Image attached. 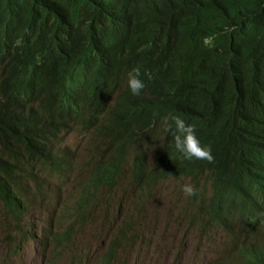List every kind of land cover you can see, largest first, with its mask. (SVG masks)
Segmentation results:
<instances>
[{"label": "trees", "instance_id": "1", "mask_svg": "<svg viewBox=\"0 0 264 264\" xmlns=\"http://www.w3.org/2000/svg\"><path fill=\"white\" fill-rule=\"evenodd\" d=\"M134 68L145 82L138 96L126 82ZM168 113L195 126L213 163L180 157L163 131ZM71 135L87 142L92 168L78 164ZM71 175L82 183L76 205L65 203L73 222L55 233L56 254L67 258L63 244L87 224L100 231L119 217L91 263L115 264L122 248L139 244L133 204L136 215L156 218L141 211L144 190L188 178L197 191L181 195L180 217L198 234L197 249L215 242L213 260L192 263L264 264V0H0L6 216L21 225L53 197L48 183ZM122 184L138 201L109 197ZM32 238L22 227L17 249Z\"/></svg>", "mask_w": 264, "mask_h": 264}, {"label": "rangeland", "instance_id": "2", "mask_svg": "<svg viewBox=\"0 0 264 264\" xmlns=\"http://www.w3.org/2000/svg\"><path fill=\"white\" fill-rule=\"evenodd\" d=\"M66 145L73 148V152L77 155V162L80 165L86 163L91 168L96 164V158H89L88 144L82 140L78 135H71L66 139ZM190 183L188 178H181L179 180H170L166 183L160 184L152 190H144L142 193V209L141 211L152 212L156 218L152 219L149 214L136 215V205L133 204L131 210V217L136 225L138 232L137 242L130 248H122L117 255L115 264H171L173 261H181L186 263L193 259L194 241H197V236L187 226V223L180 217L181 207L186 200L180 202V197L183 194L181 191L184 183ZM51 183V182H50ZM82 179L80 175H75L71 178L69 183V193H63V202L68 206H75L77 199L74 198L80 191ZM49 184V183H48ZM51 186V184H50ZM126 189L122 184L117 187L109 196L110 198L123 203L136 202V192L125 194L123 191ZM71 193V194H70ZM71 195L73 197H71ZM189 201V200H188ZM58 211L57 200L47 204L38 214H30L26 220L21 224L14 223L6 216L3 205L0 203V264H45L48 259L55 257L56 253L53 252L44 254L43 251L37 253L35 251L41 250L43 246L48 245L46 238V230L44 224L48 222L51 215ZM158 212L160 216L156 214ZM121 218L114 219L111 223H106L101 226L100 232L104 235L101 241L94 247L89 256V259L94 258V253L104 252V247L107 245L109 237L114 232L116 225L120 222ZM88 231L94 234L96 225H92ZM27 231L31 236L38 235L37 241H31L27 244L28 249L22 251V254L15 257H8L11 250L17 246L16 241L20 239L21 228ZM44 229V230H43ZM66 227H58V232H64ZM56 231V232H57ZM12 237V240H9ZM92 235L84 237L80 244L77 246L79 252L85 251L88 242ZM184 239V243L179 247V242ZM208 238V237H207ZM209 239V238H208ZM209 240L203 241L208 243ZM38 242V243H37ZM202 244V243H201ZM215 244V243H214ZM208 253L213 254V245ZM198 245V244H197ZM201 245L202 251H206L204 246ZM44 249V248H43ZM207 254V251L205 252ZM67 259L71 260V257ZM47 257V258H45ZM181 257V259H179ZM204 260L206 258H203ZM210 260V259H209ZM207 261V260H206ZM65 264L64 262H59ZM89 263V262H88Z\"/></svg>", "mask_w": 264, "mask_h": 264}, {"label": "clouds", "instance_id": "3", "mask_svg": "<svg viewBox=\"0 0 264 264\" xmlns=\"http://www.w3.org/2000/svg\"><path fill=\"white\" fill-rule=\"evenodd\" d=\"M231 30L232 29H229V31ZM144 76L147 77V79L149 80L152 78L151 74L147 71L144 72ZM126 82H127L128 89L130 90L131 94L134 96L140 95L143 89L145 88V82L143 79H141V73H140L139 68H134L127 74ZM161 123H162L163 131L165 133H169L172 135L175 150L177 151V153L180 155V157L183 160H186V161L203 160V161H207L208 163L214 162V157L211 154V147L208 145L201 144L197 136L196 128L194 125L186 123L185 120L179 114H173V113H168L165 116H163ZM147 146L149 147V145ZM72 177H73L72 175L70 178L58 176V178L51 180L52 182L50 183L51 186L50 184H48V186L53 191V197L50 200L45 201L44 204L40 205L38 207V211L32 212V214H38L42 210V208L45 207L47 204L52 203L55 200H57L58 211L55 214L50 216L48 222L44 224V229L48 228L51 230L55 224H59V227L62 226V227H66L67 229L68 225L73 222L72 217H68L65 220L64 218L65 203L63 202L62 198H59L60 196H62L63 193L70 192L69 183ZM168 181L170 180L162 181L160 184L166 183ZM188 181L190 182V179H188ZM54 184L60 186L61 191L55 189ZM201 189L205 193L207 191V186L202 185ZM181 191L186 197H190V196L195 195L197 190L192 184L187 183L182 186ZM89 225L90 224H87L80 233H77L76 235L71 236L70 239L66 241V243L63 244L64 246H67L69 250L67 258L64 252H61L59 254H56L55 257L52 259H48L47 257H45L47 258V261L45 262V264H61L59 262H64L65 264H69L71 263L72 260L80 257L82 254L85 255L86 257L94 247H97V244L101 241V238L104 235L100 231H94V234L90 233L88 231V228L90 227ZM66 229L64 232H66ZM57 233H63V232L57 231ZM91 235L92 237L90 241L88 242L84 253L79 252L77 249V246L80 244V242L82 241L84 237H89ZM194 236H198V234L194 232ZM194 242H195L194 252L192 254L193 259L196 256H200L203 259L204 252L202 251L201 246H200V249H197L198 243L197 241H194ZM28 243L29 242H26L24 244V246L22 247V250L17 249L18 243H17V246H15V248L17 249V251L22 252L24 251L25 247H27ZM57 246H60V245L57 243H54L53 248L51 250V252H53V256H54V249ZM74 252H75V255L71 257V260H67ZM101 253H102L101 249L99 250V252H95L94 258L92 260L89 259L87 261L86 259V264H91L101 255ZM208 258H210V256H207L206 260ZM193 259L191 260L190 264H193L192 263ZM177 263L179 264V261H177ZM181 264L183 263L181 262Z\"/></svg>", "mask_w": 264, "mask_h": 264}, {"label": "bare ground", "instance_id": "4", "mask_svg": "<svg viewBox=\"0 0 264 264\" xmlns=\"http://www.w3.org/2000/svg\"><path fill=\"white\" fill-rule=\"evenodd\" d=\"M199 182H200V184L201 185H206L207 186V191L205 192V194H204V196H207V194H208V190H210V185H209V179H208V177H202V178H200V180H199ZM125 187L127 188L128 187V185L127 184H125ZM35 211H38V210H35ZM46 224V223H45ZM58 227H59V224H55L54 226H53V228L50 230V229H48V228H46L45 230H46V238H47V243H48V245H45V246H43V248L41 249V250H37V251H35V252H37V253H40L41 251H43L44 252V254H47V253H51V250H52V248H53V245H54V235H55V233H57L56 231H57V229H58ZM52 231V232H51ZM203 236H206V237H210L209 235V233L207 232V231H204L203 230ZM206 232V233H205ZM32 239L30 240V242L29 243H31V241H37V239H38V235L35 233V235L33 236L32 235ZM197 238H198V240H199V237L197 236ZM203 241L204 240H202V244H206V245H203L204 246V248H205V250L207 251H210L211 250V248H212V244H214V243H212V242H210V241H208V243H203ZM215 241H216V238H215ZM18 243V242H17ZM28 243V244H29ZM38 243V242H37ZM142 248V247H141ZM28 249V246L27 247H25V249L24 250H27ZM203 250V249H202ZM206 251H203L204 253L206 252ZM22 254V252H19V251H17V249L16 248H14V250H11L10 251V253H9V255H8V257H15V256H19V255H21ZM90 254V253H89ZM89 254L79 263V264H86V259H87V257L89 256ZM207 257V254L205 253V256H204V258H206ZM210 259V260H209ZM192 260V259H191ZM191 260H189L188 262H186V263H183V264H190V262H191ZM211 260H213V254H211L210 255V258H208L207 259V261L206 262H209V261H211ZM172 264H178L177 263V261H173L172 262Z\"/></svg>", "mask_w": 264, "mask_h": 264}]
</instances>
